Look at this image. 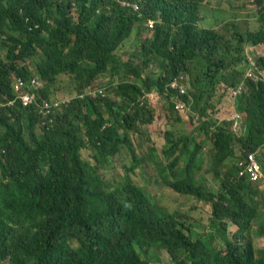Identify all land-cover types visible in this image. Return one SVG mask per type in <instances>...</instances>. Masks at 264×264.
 I'll list each match as a JSON object with an SVG mask.
<instances>
[{
    "label": "trees",
    "instance_id": "1",
    "mask_svg": "<svg viewBox=\"0 0 264 264\" xmlns=\"http://www.w3.org/2000/svg\"><path fill=\"white\" fill-rule=\"evenodd\" d=\"M253 1L260 5L255 31H244L238 17L204 26L211 0H0V264H162L144 259L158 251L172 264H264V249L248 238L264 205V180L241 177L238 165L249 153L261 163L264 151V54L257 52L264 46V3ZM145 25L151 33L142 39ZM133 33L139 64L133 54L126 61L117 54ZM243 61L255 62L261 75L246 77ZM155 62L158 71L145 76ZM104 74L111 77L106 84ZM18 76L27 90L38 77L37 103L8 104ZM64 76L77 94L44 115L38 104L61 101L51 96ZM175 81H183L185 93L171 86ZM218 83L228 94L244 86L230 101L235 118L219 117L210 101ZM154 91L179 120L188 112L201 123L205 144L168 132L167 163L152 159L153 147L148 160L176 193L211 204L202 231L161 210L132 179L144 161L130 133L154 122ZM178 97L183 110L176 109ZM124 147L131 166L122 179H107L99 171ZM85 149L96 165L82 159ZM204 155L214 191L192 176L202 171Z\"/></svg>",
    "mask_w": 264,
    "mask_h": 264
},
{
    "label": "rangeland",
    "instance_id": "2",
    "mask_svg": "<svg viewBox=\"0 0 264 264\" xmlns=\"http://www.w3.org/2000/svg\"><path fill=\"white\" fill-rule=\"evenodd\" d=\"M259 11L260 5L256 4L253 0H235L231 2L228 0H211L209 4L204 5V12L209 17H205L203 25L221 27L230 21H237L233 17H238L240 21L245 23V25L242 26L244 31H255L259 28V24L257 22V15ZM150 33L151 31L149 30V27L145 25L140 37L143 39L144 37L150 35ZM137 41L135 33H133L125 41L126 46H121L118 49L117 54L124 61L128 60L133 54V62L135 64H139L141 59L138 56L139 45ZM247 50V55L254 54L249 48ZM257 52L264 54V46L258 49ZM3 54L4 52L0 50V55ZM239 64L242 65L241 70L243 72L244 69L248 72L253 65H257L250 61H243ZM157 65L158 63L155 62L154 65L147 68L144 75L146 76V74H152L158 71ZM218 77L215 80H217ZM260 78L264 79V73L260 76ZM183 79L185 80L184 76ZM110 81L111 77L104 74V76L101 77L100 83L106 84ZM188 81L189 80L187 78V84ZM182 82H180L179 85H183ZM118 83H120L118 79L114 78L113 86ZM72 87L73 84L71 80H68V78L64 76L53 88L51 97L56 100H70L72 96L77 94V90H71ZM216 87L217 89L215 88L213 90V94L210 99L211 103L215 105L217 113H220L219 117L233 118L236 114L233 115L234 111L230 101H233L234 97H237L243 92L244 86L238 85L237 87L236 85L234 88H230L229 94L223 91L226 89L224 85L219 86L218 83ZM105 93L111 98L115 97V94L110 91ZM148 100L150 105H152L155 110L154 122L148 126H141L139 131H132L130 133L133 149L136 155L144 161L143 166L135 170V173L132 175V179L137 185L143 186L149 192L152 199H154L155 204L161 210L170 214L182 216L187 222H197L201 224L202 226L197 227L196 229L198 231H202L203 226L208 225V220L211 216L212 210L211 204L206 201H201L190 196H184L176 193L173 189L166 186L167 184L160 172L161 166L148 160L150 159L148 156L153 147L156 150L155 155H157V158L153 157L152 159H160L164 161V164L167 163L165 161L166 158L162 154V149L166 145L165 135L168 132H175L176 136L177 134L193 136L197 139L198 143H201V145L205 144L204 140L206 139L203 138V135H201L203 132H199L201 123L192 117L188 112H182L181 120H179L180 115L178 112H172L168 106L165 96L160 95L157 91L152 92ZM206 150L207 149L203 152L204 154L207 153ZM81 156L84 161L89 162L92 165H96V162L93 159V154L89 149L83 150ZM206 156L207 155H204L205 160L203 162L202 171L194 170L192 172V176L194 177V180L198 184H202L207 191H214L217 187V180H214L213 175L208 172L210 161L207 159L206 163ZM258 156L264 168V151L259 153ZM109 161L112 163L109 166L107 164L106 168L101 169L99 172L102 174L104 173L107 179L113 180V178H115L120 180L125 175V167L131 166L132 156L128 153L127 148L124 147ZM230 163L231 162H228V164ZM162 166L165 167L164 165ZM184 167L185 162L181 161L178 170ZM261 189L264 191V187H261ZM260 210V218L254 222L252 231L248 234V238L254 242L258 249H264V205L261 206ZM235 230V228H231L230 226V233H233ZM144 259L153 263L160 262L162 264H172L170 256L165 251L149 253L147 256L144 255Z\"/></svg>",
    "mask_w": 264,
    "mask_h": 264
},
{
    "label": "built area",
    "instance_id": "3",
    "mask_svg": "<svg viewBox=\"0 0 264 264\" xmlns=\"http://www.w3.org/2000/svg\"><path fill=\"white\" fill-rule=\"evenodd\" d=\"M149 26L150 28H152L153 23L150 22ZM260 75L261 72L259 71L256 65H253L251 69L246 73V77H252V78H258V76ZM30 86H31V90H27L25 88V83L23 78L20 76L16 77L15 81L13 82L15 99L9 101L8 104L14 105L16 101H19L23 106H29L34 103H37V94L35 90L40 86V81L38 77L31 78ZM171 86L174 88L178 87L182 94L186 92L185 87L183 85H179L176 81L173 82ZM64 102H66V100H61V101L44 100L42 104H38V107L40 112L46 115L48 112H52L53 110L58 108L61 105V103ZM185 106L186 104L182 102V100L178 97L176 99V109L183 110ZM238 165L240 167L239 175L241 177H247L252 182H260L264 180V172L261 163L259 162V160L257 159L254 153H249L244 160H240Z\"/></svg>",
    "mask_w": 264,
    "mask_h": 264
}]
</instances>
